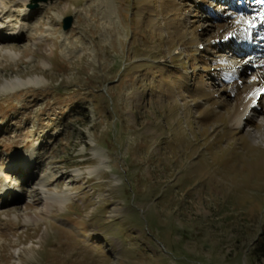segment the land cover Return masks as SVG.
Returning a JSON list of instances; mask_svg holds the SVG:
<instances>
[{"label":"rangeland","instance_id":"rangeland-1","mask_svg":"<svg viewBox=\"0 0 264 264\" xmlns=\"http://www.w3.org/2000/svg\"><path fill=\"white\" fill-rule=\"evenodd\" d=\"M203 1L0 0V83L39 81L0 97V264H264V111L231 126L224 60L258 74Z\"/></svg>","mask_w":264,"mask_h":264},{"label":"bare ground","instance_id":"bare-ground-1","mask_svg":"<svg viewBox=\"0 0 264 264\" xmlns=\"http://www.w3.org/2000/svg\"><path fill=\"white\" fill-rule=\"evenodd\" d=\"M26 1L27 0H18V3L24 4ZM237 1L238 0H213L212 2L215 3L213 7H218L219 11H215L213 13L211 7L208 8L210 4L207 5V8L209 9L208 11H210L207 13V26L210 28L212 27V34H214V38L219 42V45H217L218 47L223 48L229 54H237V56L241 58L240 61H242L244 65L254 67L257 71L258 77L256 80H250L249 83H244L240 78V70L238 67L234 66L228 60H224L225 67H222V69H224L223 73L226 84L230 86L229 96H231L234 104L233 111L229 115L231 126L237 129L243 128L242 131L246 132L244 128L251 122L252 117L256 114L260 115L264 111V41L262 42L263 51L261 50L259 55L258 52H256L257 55H255V53L254 56H251V54L249 55L248 53L241 51L239 47L232 46L231 43L227 42V40L229 41L230 37L233 38L234 33L237 30L248 33V31H256V28L258 27L257 25L264 27V23H262L259 18L260 14L264 12V0H261L260 5L253 4V8L245 10L244 12L240 4H238L240 0L238 2ZM203 2H205V0ZM229 2L230 5L228 7ZM186 7L185 2H181L180 6L175 4H166L164 2L161 6V11L164 12L165 16L166 14L185 12ZM198 10V5H196L195 17ZM240 14L244 16H240ZM254 17L255 19H253ZM237 21H239V23H237ZM249 21H251V24ZM181 28L182 27H180L179 24L175 23L169 26L168 29H171L172 33L176 36L181 33ZM208 36H210V33ZM15 38L18 37L16 36ZM3 39H6L5 36ZM38 84V79L24 80L19 77L11 80H3V82L0 83V97L14 94L28 87H36ZM176 87L177 89L180 88V86ZM192 95L200 101L204 108L212 104L209 100V93L205 92L203 89H199L196 93H192ZM217 114L218 113L215 112L214 116H217ZM96 157L98 158V155H96ZM22 159L23 154L16 155V157L12 159L11 164L8 165V170H13L15 164H17L18 161H23ZM15 171L17 172L19 170L16 169ZM45 200V202L49 205L62 204L63 202L62 199L54 197L45 198ZM24 208L29 209V206H24ZM114 211L115 208H112V212Z\"/></svg>","mask_w":264,"mask_h":264},{"label":"trees","instance_id":"trees-1","mask_svg":"<svg viewBox=\"0 0 264 264\" xmlns=\"http://www.w3.org/2000/svg\"><path fill=\"white\" fill-rule=\"evenodd\" d=\"M254 253L260 258L264 257V239H261L259 243L256 244Z\"/></svg>","mask_w":264,"mask_h":264},{"label":"water","instance_id":"water-1","mask_svg":"<svg viewBox=\"0 0 264 264\" xmlns=\"http://www.w3.org/2000/svg\"><path fill=\"white\" fill-rule=\"evenodd\" d=\"M70 24H71V18H70V17H66V18L63 20V23H62V28H63V30H67V29H69Z\"/></svg>","mask_w":264,"mask_h":264},{"label":"snow or ice","instance_id":"snow-or-ice-1","mask_svg":"<svg viewBox=\"0 0 264 264\" xmlns=\"http://www.w3.org/2000/svg\"><path fill=\"white\" fill-rule=\"evenodd\" d=\"M242 18V17H241ZM260 20H261V22L262 23H264V12H262L261 14H260ZM253 19H255V17L253 18ZM237 23H239V21H237ZM249 23L251 24V21H249ZM254 26V25H253ZM229 35H231V34H229ZM262 38H264V37H262Z\"/></svg>","mask_w":264,"mask_h":264}]
</instances>
